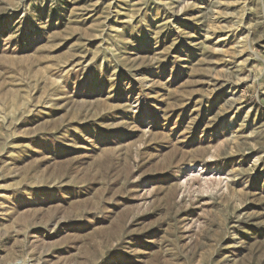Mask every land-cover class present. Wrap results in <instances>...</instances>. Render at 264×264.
I'll return each mask as SVG.
<instances>
[{
  "label": "rangeland",
  "instance_id": "obj_1",
  "mask_svg": "<svg viewBox=\"0 0 264 264\" xmlns=\"http://www.w3.org/2000/svg\"><path fill=\"white\" fill-rule=\"evenodd\" d=\"M0 264H264V0H0Z\"/></svg>",
  "mask_w": 264,
  "mask_h": 264
}]
</instances>
